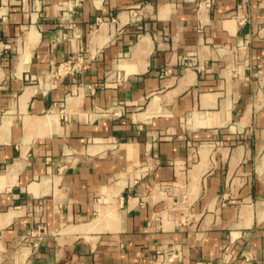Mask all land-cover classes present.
<instances>
[{
  "label": "crops",
  "instance_id": "obj_1",
  "mask_svg": "<svg viewBox=\"0 0 264 264\" xmlns=\"http://www.w3.org/2000/svg\"><path fill=\"white\" fill-rule=\"evenodd\" d=\"M166 254L264 264V0H0V264Z\"/></svg>",
  "mask_w": 264,
  "mask_h": 264
},
{
  "label": "built area",
  "instance_id": "obj_2",
  "mask_svg": "<svg viewBox=\"0 0 264 264\" xmlns=\"http://www.w3.org/2000/svg\"><path fill=\"white\" fill-rule=\"evenodd\" d=\"M71 62V59L68 60V62L66 63H61L59 64L58 68L56 69V73L58 74H62V73H67L69 71H71L72 69H78L76 67L77 63H78V60H76L73 64H70ZM95 90V88L91 87L90 88V91L93 93ZM46 233V230L43 228V227H38L36 229L35 232L32 233V235L35 237V240L33 242V245L34 247H38L40 241L42 240L43 238V235ZM170 256L172 255V253H168ZM167 254L165 256H163L162 260L160 262H158L157 264H160V263H164L166 261H168L169 257Z\"/></svg>",
  "mask_w": 264,
  "mask_h": 264
}]
</instances>
